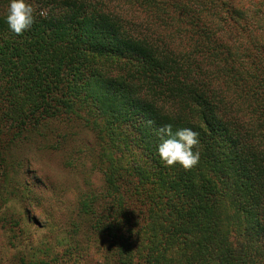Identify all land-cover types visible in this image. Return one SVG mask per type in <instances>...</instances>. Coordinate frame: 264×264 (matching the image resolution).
I'll list each match as a JSON object with an SVG mask.
<instances>
[{"label": "trees", "instance_id": "trees-1", "mask_svg": "<svg viewBox=\"0 0 264 264\" xmlns=\"http://www.w3.org/2000/svg\"><path fill=\"white\" fill-rule=\"evenodd\" d=\"M7 3L0 159L79 145L75 218L29 264H264V0H27L20 35ZM165 125L197 133L191 169Z\"/></svg>", "mask_w": 264, "mask_h": 264}, {"label": "rangeland", "instance_id": "rangeland-1", "mask_svg": "<svg viewBox=\"0 0 264 264\" xmlns=\"http://www.w3.org/2000/svg\"><path fill=\"white\" fill-rule=\"evenodd\" d=\"M30 146L31 149L18 150L13 147L0 159V264H16L26 252L23 260L28 264L40 258L37 250L27 247H61L75 218V170L65 162L68 158L77 161L79 145L73 143L59 150ZM22 159L28 161L26 169L24 165L5 169L11 164L8 161L19 160L21 164ZM27 210H32L38 222L30 221ZM97 262L94 258L90 264Z\"/></svg>", "mask_w": 264, "mask_h": 264}, {"label": "clouds", "instance_id": "clouds-1", "mask_svg": "<svg viewBox=\"0 0 264 264\" xmlns=\"http://www.w3.org/2000/svg\"><path fill=\"white\" fill-rule=\"evenodd\" d=\"M4 20L8 28L20 35L34 22L33 8L27 0H8ZM161 142L157 146V154L164 166L179 164L185 170L191 169L199 160V153L193 152L198 143L197 133L188 128L172 132L170 125L161 130Z\"/></svg>", "mask_w": 264, "mask_h": 264}]
</instances>
